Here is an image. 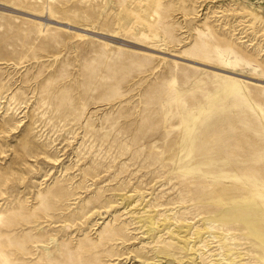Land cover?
Wrapping results in <instances>:
<instances>
[{
    "label": "rangeland",
    "instance_id": "rangeland-1",
    "mask_svg": "<svg viewBox=\"0 0 264 264\" xmlns=\"http://www.w3.org/2000/svg\"><path fill=\"white\" fill-rule=\"evenodd\" d=\"M0 264H264V0H0Z\"/></svg>",
    "mask_w": 264,
    "mask_h": 264
},
{
    "label": "bare ground",
    "instance_id": "bare-ground-1",
    "mask_svg": "<svg viewBox=\"0 0 264 264\" xmlns=\"http://www.w3.org/2000/svg\"><path fill=\"white\" fill-rule=\"evenodd\" d=\"M131 6H132V5H131ZM152 17H153V16H152ZM34 18H36V19H38V18H39V19H43V20H46L47 22H48V21H49V22L51 21L50 18L48 19V17L45 18V19L42 18V17H38V18H37V17H34ZM122 21H123V20H122ZM47 24H49V23H47ZM61 24H64V23H61ZM44 25H46V24H44ZM82 31L91 34V32H88V31H86L85 29H83ZM94 33H95V32H94ZM85 34H86V33H85ZM173 62L176 64V61H173ZM193 63L196 64V63H199V62H194V61H193ZM200 64H201V63H200ZM203 65H205V64H203ZM227 74H228V77H229L230 79H236V76H238L237 73L234 74L233 72H228V71H227ZM245 81H246V80H245Z\"/></svg>",
    "mask_w": 264,
    "mask_h": 264
}]
</instances>
